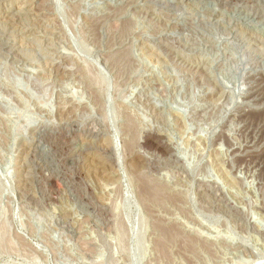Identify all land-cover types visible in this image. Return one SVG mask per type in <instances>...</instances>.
Segmentation results:
<instances>
[{
	"label": "rangeland",
	"instance_id": "rangeland-1",
	"mask_svg": "<svg viewBox=\"0 0 264 264\" xmlns=\"http://www.w3.org/2000/svg\"><path fill=\"white\" fill-rule=\"evenodd\" d=\"M262 80L264 0H0V264H264Z\"/></svg>",
	"mask_w": 264,
	"mask_h": 264
},
{
	"label": "bare ground",
	"instance_id": "bare-ground-1",
	"mask_svg": "<svg viewBox=\"0 0 264 264\" xmlns=\"http://www.w3.org/2000/svg\"><path fill=\"white\" fill-rule=\"evenodd\" d=\"M43 2V1H42ZM44 7V6H43ZM25 10V9H24ZM23 11V10H22ZM19 12V11H18ZM258 74V73H257ZM258 80V79H257ZM252 81V80H251ZM259 81V80H258ZM253 83V82H252ZM249 89V88H248ZM250 92V96H258V95H262V94H264V81L262 80V81H260L258 84H256V85H253L252 87H251V91H249ZM250 98V97H249ZM252 98V97H251ZM258 99V98H257ZM257 114H258V112H256ZM251 113L249 112V111H247V110H244L243 111V116L244 117H248V116H250L251 117V115H250ZM260 114V116H261V113H259ZM259 114H258V116H259ZM262 114H264V110H263V112H262ZM243 118V117H242ZM259 118V117H258ZM255 119H257V118H255ZM246 120V119H245ZM145 139V138H144ZM134 139H132V141H133ZM149 140V139H148ZM142 141V140H141ZM145 141V140H144ZM129 143H130V141H129ZM133 143H135V142H133ZM143 144H142V146L143 145H146V142H142ZM151 143H153V142H151ZM158 144L161 146V147H164V148H166L167 147V144L165 143V141H163V139L161 140V141H159L158 142ZM158 144H155V145H158ZM129 145V144H128ZM133 146H134V144H132ZM153 145H154V143H153ZM142 146H141V148H142ZM156 147V146H155ZM145 149V148H144ZM159 149V148H158ZM234 149H235V147H234ZM233 149V150H234ZM237 149V148H236ZM114 150V149H113ZM162 150V149H161ZM238 150V149H237ZM251 150V149H250ZM259 150V149H258ZM110 151V150H109ZM120 151V150H119ZM235 151V150H234ZM233 151V152H234ZM252 151V150H251ZM262 151H263V149H262ZM133 152V151H132ZM253 152V151H252ZM236 153V152H235ZM264 153V152H263ZM112 154V153H111ZM133 154V153H132ZM256 154V153H255ZM116 155V154H115ZM236 155V154H235ZM239 157V156H238ZM241 158V157H240ZM120 162V161H119ZM137 165H138V162L136 163ZM263 164V163H262ZM256 165V164H255ZM256 166H258V165H256ZM139 167V166H138ZM119 168V167H118ZM138 169V168H137ZM259 169L261 170V172H262V174L264 175V166L262 167V168H260L259 167ZM117 170V169H116ZM139 171V170H138ZM260 176H261V174H260ZM262 180V179H261ZM262 186V185H261ZM147 188V187H146ZM145 188V189H146ZM144 194H146L145 196H149L150 195V193H149V189H146L145 190V193ZM147 198V197H146ZM149 198V197H148ZM162 232H163V234H164V227H162ZM159 245H161V247H162V249H163V251H164V244L163 243H159Z\"/></svg>",
	"mask_w": 264,
	"mask_h": 264
}]
</instances>
